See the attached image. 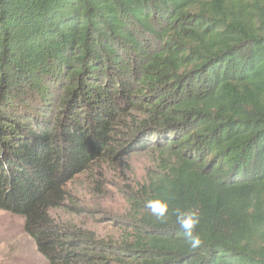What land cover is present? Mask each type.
<instances>
[{"label": "trees", "instance_id": "16d2710c", "mask_svg": "<svg viewBox=\"0 0 264 264\" xmlns=\"http://www.w3.org/2000/svg\"><path fill=\"white\" fill-rule=\"evenodd\" d=\"M134 152L157 158L119 238L53 218ZM0 210L48 264H264V0H0Z\"/></svg>", "mask_w": 264, "mask_h": 264}, {"label": "rangeland", "instance_id": "374dc122", "mask_svg": "<svg viewBox=\"0 0 264 264\" xmlns=\"http://www.w3.org/2000/svg\"><path fill=\"white\" fill-rule=\"evenodd\" d=\"M156 152H134L99 160L66 186L63 206L52 211L60 224L117 239L133 215L131 198L154 171ZM0 264H48L23 231V218L0 210Z\"/></svg>", "mask_w": 264, "mask_h": 264}, {"label": "clouds", "instance_id": "9594fccd", "mask_svg": "<svg viewBox=\"0 0 264 264\" xmlns=\"http://www.w3.org/2000/svg\"><path fill=\"white\" fill-rule=\"evenodd\" d=\"M146 208L156 217L160 222L167 221V213L169 212V203L164 199H152L146 202ZM176 217V224L191 249H198L203 243L199 233L196 232L197 226L200 224V213L198 209H180L173 210Z\"/></svg>", "mask_w": 264, "mask_h": 264}]
</instances>
